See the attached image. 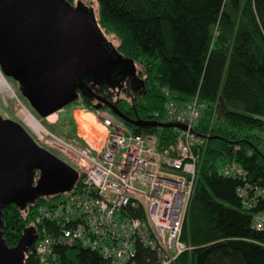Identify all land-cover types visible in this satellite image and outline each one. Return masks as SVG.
<instances>
[{
    "label": "trees",
    "instance_id": "obj_1",
    "mask_svg": "<svg viewBox=\"0 0 264 264\" xmlns=\"http://www.w3.org/2000/svg\"><path fill=\"white\" fill-rule=\"evenodd\" d=\"M62 1L80 5L101 35L114 36L116 53L141 66L140 100L132 105L120 100L117 106L125 116L168 123L163 112L167 101L196 98L203 106L193 131L205 143L197 150L199 163L181 231V240L192 250L182 253L177 264H264V227L254 225V217L264 212V198L247 208L237 194L239 187L249 193L264 190V147L253 133L264 129V0H95V12L79 1ZM119 120L134 134L154 136L158 149L175 141L173 128ZM231 162L242 168V178L222 174ZM33 173L28 182L38 177ZM46 200L38 195L23 208L11 203L1 208L0 233L7 246L18 242ZM46 228L58 231L53 223ZM53 254L64 264H106L78 245H55ZM148 258H153L151 252L137 249L139 264ZM40 263L31 248L24 264Z\"/></svg>",
    "mask_w": 264,
    "mask_h": 264
},
{
    "label": "built area",
    "instance_id": "obj_2",
    "mask_svg": "<svg viewBox=\"0 0 264 264\" xmlns=\"http://www.w3.org/2000/svg\"><path fill=\"white\" fill-rule=\"evenodd\" d=\"M202 107L196 98L164 104V121L185 127L173 128L175 141L164 149L156 148L154 136L134 134L101 114L107 131L98 150L77 137L42 129V145L62 151L76 167L77 180L64 197L43 206L47 207L42 220L55 224L58 231L35 243L40 264H62L51 255L55 245L89 249L106 264H139L140 247L153 256L144 264H177L182 253L192 250L180 235L197 173V150L205 143L193 131ZM222 174L244 176L235 162L226 164ZM248 189L239 187L237 194L250 208L258 197L264 198V190ZM254 225L264 226V212L254 217Z\"/></svg>",
    "mask_w": 264,
    "mask_h": 264
},
{
    "label": "water",
    "instance_id": "obj_3",
    "mask_svg": "<svg viewBox=\"0 0 264 264\" xmlns=\"http://www.w3.org/2000/svg\"><path fill=\"white\" fill-rule=\"evenodd\" d=\"M77 1L92 9L90 0ZM110 39L80 6L62 0H0V70L19 83L21 97L41 118L76 101L85 87L83 77H104L113 61L107 53ZM107 104L114 115L134 126L185 129L130 119ZM35 171L38 177L28 182V174ZM76 179L77 169L70 161L41 147L23 125L0 113V210L10 203L23 208L38 195L69 192ZM35 239V230L28 227L9 247L0 233V264H24Z\"/></svg>",
    "mask_w": 264,
    "mask_h": 264
},
{
    "label": "rangeland",
    "instance_id": "obj_4",
    "mask_svg": "<svg viewBox=\"0 0 264 264\" xmlns=\"http://www.w3.org/2000/svg\"><path fill=\"white\" fill-rule=\"evenodd\" d=\"M76 1L77 0H74V2H76ZM90 2L92 3V5H93L92 9L95 12V10H97V3L95 0H90ZM105 36L107 38H111L110 41L113 42L112 43L113 45L117 44V40L114 38L113 35L105 34ZM135 66H139V65L135 64ZM139 68H140V71H142L141 66H139ZM137 71L139 72V74L141 73L139 70H137ZM0 72H1V70H0ZM1 74H2V72H1ZM2 76L11 85L14 94H11L10 96H4V95L2 96V94H0V113L5 112V114L9 118H11L12 120L23 125L26 128V130L30 133V135L33 137V139L41 147H45V146H43L44 144L42 143L39 136L42 134L43 130H47L49 132H53L57 135H61L64 137L66 136L67 133H70V132L74 133V135L76 134V136L78 134L77 138L82 140L84 143H86L91 148L98 150L102 147V144H103L104 139L106 137V131H107V128L105 126H103L98 115L101 114L103 117L110 119L111 121H113L115 123L123 124L119 120V118H117V116H115L112 113V111H110V110L105 111L104 109L96 111L90 105V103L83 102L81 98L70 103L69 105L65 106L64 108L56 111L55 113L50 114L46 118H41L34 111V109L21 97V95H20L21 92L19 90V83L10 77L4 76L3 74H2ZM119 91H118V98H117V95L116 96L112 95L113 99H118L119 102H120V100H125V102L127 104L132 105L133 103H135V101L138 102L140 100L139 99V93L131 91V90H129V88H128V90H124L122 92H119ZM86 105H89V107ZM90 110L92 112H90ZM84 113H92L94 115V117L86 118L84 121H82L81 119L85 115ZM30 114L41 125V129H43V130L42 131L40 130L41 131L40 133H36L35 131H33L31 129L33 123H35V122H31V120L28 121L27 117ZM253 133L255 135H257V137H260L261 141H259L258 146L260 148H263L264 147V129L262 131L254 130ZM54 148L56 150L54 149L55 152H53V153L58 154L59 156L66 158L64 156V154L62 153V151H60L56 147H54ZM64 193H66V192L58 193V194H52V195L46 196V197L43 196V197L47 198V200L43 204H41L37 207L35 217H34L33 221L31 222V225L28 226V227H32L35 230L36 239H35V242L32 244V246L27 251H29L31 248H33L35 243H38L39 241H43L47 237V235L49 233H51L50 230L48 231L46 228V223H48L50 221L46 222V221L42 220V218L40 216L41 212L43 211V208L47 207V206L46 207H43V206H45V205L49 206V203H53L55 201V197H56V200L62 198ZM187 245L188 244H186V246ZM189 246H191V245L189 244ZM26 255H27V253H26ZM51 255H53L54 258L58 262H60L58 260L57 255H55V254H51ZM48 257H49V255H48ZM25 260H24V262H25Z\"/></svg>",
    "mask_w": 264,
    "mask_h": 264
},
{
    "label": "flooded vegetation",
    "instance_id": "obj_5",
    "mask_svg": "<svg viewBox=\"0 0 264 264\" xmlns=\"http://www.w3.org/2000/svg\"><path fill=\"white\" fill-rule=\"evenodd\" d=\"M72 6V5H70ZM80 6L74 4L72 7ZM81 7V6H80ZM84 8V7H83ZM107 48V53L113 57L111 67L105 71L104 77L88 75L83 77L84 86L78 91V98L83 102L90 103L94 110L111 111L108 102L114 106L120 105L118 99H113L112 95L116 96L119 92L129 90L138 92L141 89L139 72L129 62L123 61L116 53L112 46ZM117 91V92H116Z\"/></svg>",
    "mask_w": 264,
    "mask_h": 264
},
{
    "label": "bare ground",
    "instance_id": "obj_6",
    "mask_svg": "<svg viewBox=\"0 0 264 264\" xmlns=\"http://www.w3.org/2000/svg\"><path fill=\"white\" fill-rule=\"evenodd\" d=\"M0 94H2V96L3 95L4 96H10L11 94H14L11 85L2 76L1 72H0ZM27 118H28V121L31 120V122H35V123H33L31 129L33 131H35L36 133H40L41 132L40 130H42V129H41V125L39 124V122L31 114ZM257 229H261V228H257ZM180 239H181V235H180ZM180 241L184 244H187V243L183 242L182 240H180Z\"/></svg>",
    "mask_w": 264,
    "mask_h": 264
},
{
    "label": "crops",
    "instance_id": "obj_7",
    "mask_svg": "<svg viewBox=\"0 0 264 264\" xmlns=\"http://www.w3.org/2000/svg\"><path fill=\"white\" fill-rule=\"evenodd\" d=\"M84 114L85 115L82 117V119L80 118L82 121H84L86 118H92V117H94V115L92 113H84ZM77 136H78V134H77ZM77 136H74V137H77Z\"/></svg>",
    "mask_w": 264,
    "mask_h": 264
}]
</instances>
